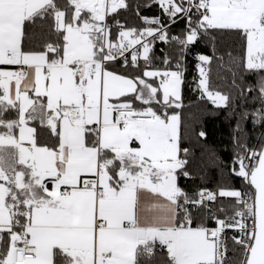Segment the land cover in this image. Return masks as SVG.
Here are the masks:
<instances>
[{"label":"snow or ice","instance_id":"1","mask_svg":"<svg viewBox=\"0 0 264 264\" xmlns=\"http://www.w3.org/2000/svg\"><path fill=\"white\" fill-rule=\"evenodd\" d=\"M0 264H264V0H0Z\"/></svg>","mask_w":264,"mask_h":264},{"label":"trees","instance_id":"2","mask_svg":"<svg viewBox=\"0 0 264 264\" xmlns=\"http://www.w3.org/2000/svg\"><path fill=\"white\" fill-rule=\"evenodd\" d=\"M158 10L153 7L150 10L143 12L144 15H156ZM205 54H211L210 49L204 47L201 49ZM195 61L192 58H189L187 79L188 86L185 88V102L188 105H198L203 102L197 99V93L195 91L194 80L193 78L197 75L195 67ZM210 107V106H209ZM204 118L201 124L197 125V129L202 128L207 134V143L209 145L215 146L218 149L222 147L221 154L224 155L229 147V128L224 123L223 117L216 115L215 112H205ZM251 131V125L248 126ZM220 177L217 176L215 171H210L202 178H196L192 181L181 180L182 186L186 188L197 189L200 187H207L209 190H214L218 186Z\"/></svg>","mask_w":264,"mask_h":264}]
</instances>
